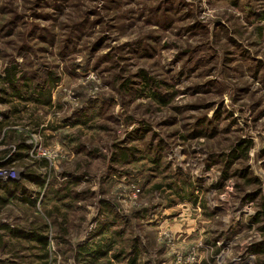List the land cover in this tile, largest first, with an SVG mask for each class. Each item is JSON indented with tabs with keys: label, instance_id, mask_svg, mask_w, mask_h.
<instances>
[{
	"label": "rangeland",
	"instance_id": "374dc122",
	"mask_svg": "<svg viewBox=\"0 0 264 264\" xmlns=\"http://www.w3.org/2000/svg\"><path fill=\"white\" fill-rule=\"evenodd\" d=\"M0 169V264H264V0H0Z\"/></svg>",
	"mask_w": 264,
	"mask_h": 264
},
{
	"label": "trees",
	"instance_id": "16d2710c",
	"mask_svg": "<svg viewBox=\"0 0 264 264\" xmlns=\"http://www.w3.org/2000/svg\"><path fill=\"white\" fill-rule=\"evenodd\" d=\"M14 68L12 69H7V75L5 77H3V80H4V83H8V85L11 87V88H14L15 85L17 84V80L16 79V75H14L13 71ZM17 187V183L16 182H11V183H5L4 184V191L5 192H11V189L13 188H16ZM263 208H264V204H263ZM41 244H43V246H45V242H44V239L40 236H37L36 238ZM91 255H94L95 253H99V256H102V250L101 248H96V250H94L93 252H89ZM87 255V254H86ZM129 264H136V262H134V258L131 259L130 263Z\"/></svg>",
	"mask_w": 264,
	"mask_h": 264
},
{
	"label": "built area",
	"instance_id": "2783aa9c",
	"mask_svg": "<svg viewBox=\"0 0 264 264\" xmlns=\"http://www.w3.org/2000/svg\"><path fill=\"white\" fill-rule=\"evenodd\" d=\"M18 176V173L11 169H0L1 180H14Z\"/></svg>",
	"mask_w": 264,
	"mask_h": 264
},
{
	"label": "crops",
	"instance_id": "0c3cea01",
	"mask_svg": "<svg viewBox=\"0 0 264 264\" xmlns=\"http://www.w3.org/2000/svg\"><path fill=\"white\" fill-rule=\"evenodd\" d=\"M6 183L8 182V183H11V182H13V181H11V180H7V181H5Z\"/></svg>",
	"mask_w": 264,
	"mask_h": 264
}]
</instances>
